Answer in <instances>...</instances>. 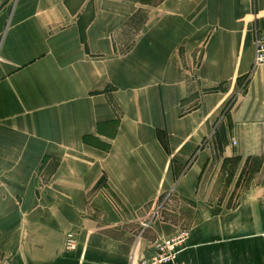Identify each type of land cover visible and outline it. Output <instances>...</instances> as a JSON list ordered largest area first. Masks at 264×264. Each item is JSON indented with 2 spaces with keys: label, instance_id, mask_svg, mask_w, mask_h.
<instances>
[{
  "label": "crops",
  "instance_id": "crops-1",
  "mask_svg": "<svg viewBox=\"0 0 264 264\" xmlns=\"http://www.w3.org/2000/svg\"><path fill=\"white\" fill-rule=\"evenodd\" d=\"M263 33L264 0H0V264L182 232L178 263L264 264V162L228 207L264 158Z\"/></svg>",
  "mask_w": 264,
  "mask_h": 264
},
{
  "label": "built area",
  "instance_id": "built-area-1",
  "mask_svg": "<svg viewBox=\"0 0 264 264\" xmlns=\"http://www.w3.org/2000/svg\"><path fill=\"white\" fill-rule=\"evenodd\" d=\"M264 65V33L258 34L255 40L254 66ZM188 239V233L182 232L173 238H163L155 243L156 253L150 260L137 261L133 258L131 264H184L178 263L177 257L182 246ZM77 247L75 235L70 233L67 236L66 251L73 252Z\"/></svg>",
  "mask_w": 264,
  "mask_h": 264
},
{
  "label": "rangeland",
  "instance_id": "rangeland-1",
  "mask_svg": "<svg viewBox=\"0 0 264 264\" xmlns=\"http://www.w3.org/2000/svg\"><path fill=\"white\" fill-rule=\"evenodd\" d=\"M263 162L264 158L254 159L253 161H250V163L247 165V168H245V171H243L242 177L238 185L236 186V189L231 191L233 197L228 207H235L237 201L240 200V197H242L246 193V190L251 187L252 184L256 183V181L258 180L257 174H259L261 167L263 166ZM222 191V193H225L227 189H224ZM221 194H219V196H221ZM182 206L184 207V205Z\"/></svg>",
  "mask_w": 264,
  "mask_h": 264
}]
</instances>
